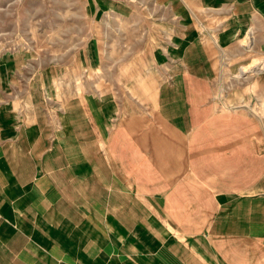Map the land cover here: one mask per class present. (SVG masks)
I'll list each match as a JSON object with an SVG mask.
<instances>
[{"label": "rangeland", "instance_id": "374dc122", "mask_svg": "<svg viewBox=\"0 0 264 264\" xmlns=\"http://www.w3.org/2000/svg\"><path fill=\"white\" fill-rule=\"evenodd\" d=\"M113 1L116 7L110 10L85 0L83 4L15 0V9L5 7L0 14L1 114L12 119L13 134L7 140L22 144L15 156V172L7 157L10 151L1 154L0 165L8 183L21 176L24 161L34 162V175L28 181L33 185L50 173L44 161H50L56 150L64 158L76 151L77 160L62 162V168L73 172L80 184L94 179L96 197L101 201L96 205L103 207L97 213L101 224L97 218L91 219L94 204L91 209L89 204L76 205L84 202L83 191L80 202L74 204L70 199V192L79 187L67 177L62 202L78 217L92 220L90 228L99 224L98 237L91 238L95 252L84 259L77 255L52 258L53 244L66 246L63 237L69 227L64 222L70 219L64 216L67 211L52 202L45 213L22 216L24 229L46 234L51 245L25 233L36 253L43 254L36 264H169L171 260L165 257V263L162 258L175 248L174 264H190V253L198 264H264V173L256 175L254 188L237 196L233 210L227 208L229 219L235 212L241 219L238 225L250 224L253 229L249 230L203 232L202 223H192V219H168L153 200L140 201L142 209L136 205L139 201L118 202L110 212L104 207L106 193L111 192L109 180L121 178L108 156L111 131L132 116L178 114V77L184 69L210 77L209 103L215 111L243 114L253 121L257 130L254 141L261 153L264 48L256 46L251 14L240 7L247 0H180L179 11L172 9L170 0ZM102 161L112 168L110 178L103 173ZM2 200V223L19 230L18 221L5 214L14 205L8 204L9 198ZM37 216L44 218L42 228ZM109 218L116 223V231L118 226L124 231L115 246L105 250L104 241L109 239L104 234L113 230L106 224ZM54 226L62 242L59 237L58 242L50 240ZM189 226H198L200 233L189 232Z\"/></svg>", "mask_w": 264, "mask_h": 264}, {"label": "crops", "instance_id": "0c3cea01", "mask_svg": "<svg viewBox=\"0 0 264 264\" xmlns=\"http://www.w3.org/2000/svg\"><path fill=\"white\" fill-rule=\"evenodd\" d=\"M28 1L31 3L38 0ZM75 1H81L82 4L84 2V0ZM85 1L88 3L93 1L94 5L99 3L103 9L111 10L116 7L113 0ZM170 1L172 9L181 10L180 0ZM15 4V0H0V14L5 7L15 9ZM237 5H240V2ZM240 7L251 14L256 46L260 44L264 48V0H247L241 3ZM178 78L181 101L177 106L178 114L169 116L158 112L153 117L132 116L111 131L107 139L108 156L111 160L110 164L121 178L109 180L111 192L106 193L104 207L112 210L115 204H119L118 202L139 201L136 205L142 209L144 205L140 204V201L153 200L155 206L168 219L173 220L175 217L192 219L189 220L192 223L196 221L202 223V227L205 228L203 232L233 233L240 229H253L250 224H243L240 227L238 222L241 219L235 216L234 211L229 219L227 208L233 210L237 196L247 193L251 187L254 188L257 184L256 175L264 173V144L260 153L261 148H257L254 141L253 134L257 131H254V123L243 114L215 111L209 103L212 94L210 77L201 71L184 69ZM2 110L3 108H0V158L3 151L9 150L7 157L10 159L12 171L15 172V156L20 154L22 144L7 140L13 134L12 119L8 114H1ZM76 157H78L76 151H70L64 158L56 150L50 161H44L47 169L49 165L50 173L37 178L33 185H28V181L34 175L31 170L33 161L23 162L20 169L21 176L19 175L18 179L14 176L12 184L8 183L10 179L3 172L2 164L0 165V207L1 199L9 198L11 203L8 204L14 205L15 209H7L5 214H10L11 218L22 226L16 231L9 228V225L2 223L0 215V264H36L37 258L43 254L36 253V249L28 243L25 233L39 239L44 245L48 243V238L46 234L36 229H24L25 226L21 224L24 221L22 216L25 214L28 218L33 212H47L52 202L56 203L59 210L67 211L64 216L70 218L64 222L66 228L69 227L68 234L63 237L67 247L62 244V246L57 244L51 246L48 243L52 249V258L68 259L72 255H77L84 259L86 255H93L95 246L91 238L98 237L99 224L98 227L90 228L88 225L92 220L78 217L79 214L70 209L69 204L65 205L61 198V195L66 193L63 186L68 177L79 187L77 192H70V199L74 204L80 202L83 191L86 195L84 202L76 205L89 204L91 209L90 204H94L91 209L94 211L90 214L91 219L97 218L101 224H104L102 219L97 217V213L102 212L103 207L96 205L101 203L96 197V181L93 179L91 183L86 181V184L83 182L80 184V181L73 176V172L62 168V162L77 160ZM101 166L104 175L110 178L112 168L103 161ZM74 207L78 208V206ZM37 218L42 223V226L38 227L42 228L45 224L44 218L41 216ZM126 219L130 222L131 218ZM71 220L76 223L72 224ZM109 220L106 224L113 230L104 234L109 239L106 244L104 241L105 250L113 248L124 231L120 226H118L119 231H116L114 228L116 223L110 218ZM56 222L58 223V220ZM56 227L54 226L51 228L52 232L50 231L52 243L56 241V237L62 242ZM189 227V232L200 233L198 226ZM21 230L25 231L21 233ZM69 238H71L70 245L67 244ZM176 250V248L168 250L167 256L162 258L165 263L166 259L171 260L169 264L175 263L177 258L173 253ZM165 251L162 249L163 254ZM71 252L74 253L70 254ZM189 256L190 264H198L196 257L191 253Z\"/></svg>", "mask_w": 264, "mask_h": 264}]
</instances>
